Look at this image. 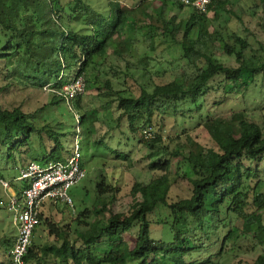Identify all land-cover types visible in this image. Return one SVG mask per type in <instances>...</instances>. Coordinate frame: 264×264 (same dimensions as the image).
<instances>
[{
    "label": "trees",
    "instance_id": "16d2710c",
    "mask_svg": "<svg viewBox=\"0 0 264 264\" xmlns=\"http://www.w3.org/2000/svg\"><path fill=\"white\" fill-rule=\"evenodd\" d=\"M227 1L211 0L200 10L183 0H158L159 9L151 0H137L134 8L122 5L121 0H0L1 69L8 70L10 57L18 61L20 53L34 58L33 73L27 78L54 90L57 99L50 104L62 100L57 89L82 74L85 90L103 88L105 95H115L117 125L124 119L130 132L126 138H136L152 156L147 165L149 179L135 180L130 187L132 202L127 212L110 207L118 188L102 170L93 186L91 204L80 199L81 208L69 224L57 223L50 215L51 204L44 201L38 224H45L52 238L39 242V237L34 238L36 226L24 264H49V260L52 264H220L217 256L227 251L230 239L249 240L252 246L264 244V168L260 167L264 164V108L261 120L247 109L228 115L212 116L210 112L230 93L245 91L256 76L264 84V39L258 40L255 48L249 38L229 27L227 30V26L209 30L211 19L225 10ZM186 6L185 16L161 15L165 9ZM138 12L147 18L145 27L159 30L144 39L150 48L156 46L157 39L167 41L186 58L187 67L170 80L152 81L144 54L135 64L127 59L134 50L133 40L140 38L124 32L133 27ZM216 41L218 45H214ZM215 47L237 64L223 62L214 53ZM113 55L125 60L131 74L138 70L142 76L148 75L149 79L138 83L136 92L125 87L112 89L110 76L100 66ZM38 66H44L39 73ZM1 79L5 83H0V96L11 84L5 77ZM80 97L74 96L71 102L79 115L81 141L89 143L90 132L98 131V117L96 108L82 109ZM47 106L24 110L21 104L0 101V152L5 166L19 168L31 160L46 163L65 157L68 148L63 138L75 132L74 114L71 130H63V123L54 129L37 122L41 109ZM168 109L175 121L180 117L202 122L212 143L204 145L188 135L181 138V131L166 136L154 132V113ZM140 127L141 134L136 137ZM107 129L90 143L104 144L111 152L117 151L118 162L131 164L130 148L111 146ZM143 129L152 136H146ZM115 144H120L119 138ZM81 162L83 165L82 154ZM182 164L186 165L183 173L189 194L170 199ZM4 176L0 172V177ZM14 178L9 180L20 194L27 181ZM133 227L136 232L127 240L125 234ZM152 229H158L160 235L154 236ZM163 230L170 236L163 237ZM8 240L12 245L15 238ZM238 264H264V252Z\"/></svg>",
    "mask_w": 264,
    "mask_h": 264
},
{
    "label": "rangeland",
    "instance_id": "374dc122",
    "mask_svg": "<svg viewBox=\"0 0 264 264\" xmlns=\"http://www.w3.org/2000/svg\"><path fill=\"white\" fill-rule=\"evenodd\" d=\"M121 1L122 5L134 8L135 1L137 0ZM151 1H154L153 5L159 9L158 0ZM224 6L225 10H222L217 17L211 19L209 30L213 28L225 29L227 26V30L229 27L237 31L240 35L249 38L253 47L256 48L257 41L264 39V0H228ZM188 9L189 7L187 6L181 10L172 7L162 11L161 15L164 18L171 15L181 17L187 14ZM253 9H255V11H253ZM148 12H152V10L149 9ZM209 14L212 15V11L209 12ZM136 16L137 18L133 27L126 28L124 32L125 34L131 35V37L140 38L138 41L137 39L133 40V42L135 41L134 50L132 55L127 58L129 63L133 61L135 64L139 56L143 54L146 55L144 61L148 60L147 66L151 72V80L157 83L170 80L175 75L181 73L182 70L187 67V63L186 58L179 55V48L177 49V47L174 48L169 46L170 43L167 41L161 43L158 39L155 42L156 46L150 48L144 39L148 36V33L158 32L159 30L156 27H145L147 18L142 13L138 12ZM132 17L133 14H131V18ZM214 45H218V42H214ZM32 52L34 53V50H32ZM214 53L226 64H237L233 57L222 54L218 47L214 48ZM19 58L20 59L17 61L14 56L10 57L7 64L8 70L6 68L1 69L3 62H0V83H5L1 77H5V79L11 82L7 88L8 90L5 88L3 94L0 96V101H4L5 104L8 105L21 104L24 110L34 109L42 104L48 105L44 109H41L42 113L41 116L37 118V122H39V124L48 123L52 125L54 129H60V123H63L65 126L63 130H71L72 126L70 123H73L72 112L75 111L74 107H72V102L70 105V103L64 100H59L56 103L50 104V100L53 101L57 99V97H54V90L44 87V85H39L36 82L34 83L30 78H27L28 74L33 73L35 64L32 61H34V58L22 55L21 53L19 54ZM125 64V60L119 59L116 55H113L105 60L100 67L105 69L107 71L106 74L110 76L113 90L125 87L133 89V91L136 92L138 83L149 79V77L147 74L142 76L138 70L131 74L132 70H128ZM43 67L44 66L39 67L38 73ZM65 71L67 72L68 69H64V72ZM106 74L103 75L105 76ZM89 77H92V73L89 74ZM103 90V88L96 89L92 87L84 90L79 98L82 109L96 108L98 131L94 130V132H90L87 138L89 143H86L84 139L81 141L82 160L86 169V174L79 182L71 185L68 190L72 198V204L68 205L59 201L50 205V215L57 223L69 224L74 220V217L78 213V209L81 208L80 199L85 198L86 204H91L92 198H90V196L93 191V186L99 181L98 173L100 170H102L103 173L106 174L107 179L118 188V192L112 200L113 202L110 203V207L114 211H129L132 202V195H130L129 190L132 183L135 180L146 181L151 176V172L147 167L152 157L148 156L149 150L138 143L133 136L126 138L125 134L130 133L126 127V121L122 119L117 125V120L115 118L119 113V110L115 106L116 101L112 100L115 95L113 93L105 95V92H102ZM209 98L211 99V97ZM262 108H264V84L261 82L260 76H256L255 80L246 87L245 91L240 89L238 92L230 93L226 98L220 100L210 112L212 116L218 114L228 115L237 109H247V113L250 114L249 111H252V116L257 120H261ZM88 125L94 128V124L89 121ZM110 126H115V128L111 129L109 128ZM152 128L154 132L158 130L161 131L164 136L167 134L175 135L178 131H181V134H179L181 138L188 135L204 145L212 143L210 135L202 122H190L187 119L182 120L180 117L175 121L169 114V109L166 112L154 113ZM105 129L108 131L106 134L108 138L107 142L111 146L117 149L130 148L133 157L131 164H121L118 162L121 161V159H115L117 157L115 156L117 151L111 152L104 144L99 145L90 143L98 137V135H102ZM140 134L141 127L137 129L134 135L139 137ZM150 136H152L151 133ZM118 138L120 144H115ZM63 139L65 141L64 144L68 147L71 143V134H68ZM2 159L3 155L2 152H0V172L5 174L4 177L10 179L13 176H17L19 174L18 167L11 165L5 166ZM260 167L264 168V164L261 163ZM175 168L176 164L175 161H173L171 165L172 173H174ZM185 168L186 165L182 164L179 174L176 173L179 179L171 186L169 192L170 199L189 194V184L183 173ZM2 189L3 188L0 186V197L4 196ZM5 196L4 198H0L2 200V202H0V264H2L6 256L4 254L7 247L6 241L11 236H16L17 234L16 225L13 222V213L6 208L7 197L5 198ZM162 211L164 212L165 209L162 208ZM37 226L34 238L39 237V242L52 238V236L47 233V226L45 224L40 223ZM136 229V227L131 228L125 234V238L130 240V236L135 234ZM152 234L158 237L160 232L158 229H152ZM162 236L169 237L170 234L168 231L163 230ZM226 246L227 251L217 256L220 264H238L239 260L253 258L257 254L264 252V244L252 246L251 242L245 239H238L237 242L230 239L225 247ZM52 263L53 260H49V264Z\"/></svg>",
    "mask_w": 264,
    "mask_h": 264
},
{
    "label": "built area",
    "instance_id": "2783aa9c",
    "mask_svg": "<svg viewBox=\"0 0 264 264\" xmlns=\"http://www.w3.org/2000/svg\"><path fill=\"white\" fill-rule=\"evenodd\" d=\"M183 1L185 4L204 10L211 0ZM84 90L85 79L80 74L64 83L60 89L56 90V93L71 105V99ZM73 114L76 123L75 132L71 136V143L63 159L50 160L46 163L31 160L26 165L20 166L19 174L14 179L18 182L27 181L20 194H17L8 178L0 177V184L7 196L6 208L12 211L13 222L17 229L15 240L7 250V259L2 264H24V255L31 244L34 229L39 223L40 208L44 201L50 204L59 201L68 205L72 204L68 190L86 174V169L81 162L79 115L75 111ZM142 131L146 136H150L151 131L147 129Z\"/></svg>",
    "mask_w": 264,
    "mask_h": 264
},
{
    "label": "crops",
    "instance_id": "0c3cea01",
    "mask_svg": "<svg viewBox=\"0 0 264 264\" xmlns=\"http://www.w3.org/2000/svg\"><path fill=\"white\" fill-rule=\"evenodd\" d=\"M14 238H15L14 235L11 236V239H12V240H14ZM8 239H9V238H8ZM10 241H11V240H7V241H6V245H7V247H6L5 252H4V254H5L6 256H5V258L3 259L2 263H3L4 261H6V259H7V250H8V248L11 246V245H10V243H11ZM9 245H10V246H9Z\"/></svg>",
    "mask_w": 264,
    "mask_h": 264
},
{
    "label": "clouds",
    "instance_id": "9594fccd",
    "mask_svg": "<svg viewBox=\"0 0 264 264\" xmlns=\"http://www.w3.org/2000/svg\"><path fill=\"white\" fill-rule=\"evenodd\" d=\"M45 87V86H44ZM47 87V86H46ZM48 88V87H47ZM68 148V147H67Z\"/></svg>",
    "mask_w": 264,
    "mask_h": 264
}]
</instances>
